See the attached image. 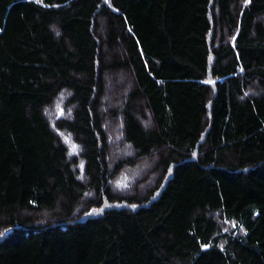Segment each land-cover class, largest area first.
Here are the masks:
<instances>
[{
	"label": "trees",
	"instance_id": "16d2710c",
	"mask_svg": "<svg viewBox=\"0 0 264 264\" xmlns=\"http://www.w3.org/2000/svg\"><path fill=\"white\" fill-rule=\"evenodd\" d=\"M0 264H264V0H0Z\"/></svg>",
	"mask_w": 264,
	"mask_h": 264
},
{
	"label": "rangeland",
	"instance_id": "374dc122",
	"mask_svg": "<svg viewBox=\"0 0 264 264\" xmlns=\"http://www.w3.org/2000/svg\"><path fill=\"white\" fill-rule=\"evenodd\" d=\"M127 152H125V151H119V150H115L114 151V160L116 159V158H121L124 154H126ZM151 165L150 164H146V165H144L143 167H141V169H140V171H138L137 172V174L138 175H140L141 173L143 174V173H145V172H147L150 168Z\"/></svg>",
	"mask_w": 264,
	"mask_h": 264
}]
</instances>
